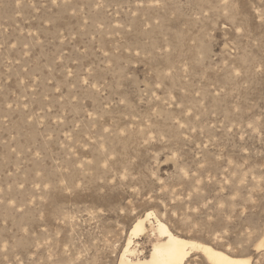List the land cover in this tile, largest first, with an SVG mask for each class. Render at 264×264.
<instances>
[{
    "label": "rangeland",
    "instance_id": "1",
    "mask_svg": "<svg viewBox=\"0 0 264 264\" xmlns=\"http://www.w3.org/2000/svg\"><path fill=\"white\" fill-rule=\"evenodd\" d=\"M148 212L264 264V0H0V264H119Z\"/></svg>",
    "mask_w": 264,
    "mask_h": 264
},
{
    "label": "bare ground",
    "instance_id": "2",
    "mask_svg": "<svg viewBox=\"0 0 264 264\" xmlns=\"http://www.w3.org/2000/svg\"><path fill=\"white\" fill-rule=\"evenodd\" d=\"M147 233L158 241L153 243L149 255L143 257L145 253L138 248V244L135 246V239ZM262 246L264 243L260 244ZM193 254L201 255L207 264H252L251 258L230 255L209 244L180 237L154 212L137 219L119 264H187Z\"/></svg>",
    "mask_w": 264,
    "mask_h": 264
}]
</instances>
